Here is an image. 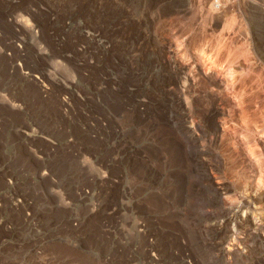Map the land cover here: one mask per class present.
<instances>
[{"label":"rangeland","instance_id":"rangeland-1","mask_svg":"<svg viewBox=\"0 0 264 264\" xmlns=\"http://www.w3.org/2000/svg\"><path fill=\"white\" fill-rule=\"evenodd\" d=\"M254 196L264 0H0V264H264Z\"/></svg>","mask_w":264,"mask_h":264},{"label":"bare ground","instance_id":"bare-ground-1","mask_svg":"<svg viewBox=\"0 0 264 264\" xmlns=\"http://www.w3.org/2000/svg\"><path fill=\"white\" fill-rule=\"evenodd\" d=\"M22 18H24V17H22ZM26 24H27V23H26ZM185 175H186V174H185ZM217 191H218V189H217ZM218 193H220V191H219ZM258 193H259V192H258ZM254 197H255V196H254ZM252 198H253V197H252ZM255 198H256V199H255V202L258 203V204H259V201H263V200H264V196L255 197ZM214 200L217 201L216 198H215ZM214 200H213V201H214ZM250 200H252V199H250ZM250 202H251V201H250ZM258 204H257V205H258ZM225 214H227V213H225ZM249 233H251V232H249ZM249 233H248V234H249ZM250 235H251V234H250ZM252 235H253V234H252Z\"/></svg>","mask_w":264,"mask_h":264}]
</instances>
